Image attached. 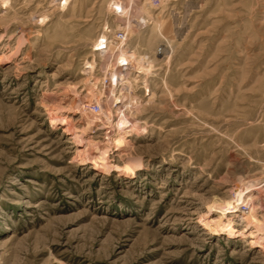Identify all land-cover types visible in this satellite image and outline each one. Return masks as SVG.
Returning <instances> with one entry per match:
<instances>
[{
    "label": "rangeland",
    "instance_id": "obj_1",
    "mask_svg": "<svg viewBox=\"0 0 264 264\" xmlns=\"http://www.w3.org/2000/svg\"><path fill=\"white\" fill-rule=\"evenodd\" d=\"M113 1L0 0V264H264L248 236L264 222V0H135L126 46L153 66L132 70L139 131L100 171L64 106L108 81L92 45L120 24ZM97 123L86 138L106 141ZM253 191L242 221L233 200ZM221 216L238 235L212 233Z\"/></svg>",
    "mask_w": 264,
    "mask_h": 264
},
{
    "label": "bare ground",
    "instance_id": "obj_2",
    "mask_svg": "<svg viewBox=\"0 0 264 264\" xmlns=\"http://www.w3.org/2000/svg\"><path fill=\"white\" fill-rule=\"evenodd\" d=\"M111 5H116L120 8L121 14L117 17V20L120 23L118 25H122L127 30L128 34L138 31L136 23L133 22L134 17L140 13V10L138 11L137 7L135 6V0H114ZM20 43L21 41L18 42L16 48ZM94 54L100 57V69H102V73H104V76H106L105 78H107L108 81L104 84L101 80L95 78L93 83L86 88L84 94L80 93L77 89L72 88V96L64 107H66L65 109H74L77 113H79L77 121H79L80 127L74 128L73 138L76 141L85 142V147L83 149L74 150L76 152L77 159L80 163H84L88 160L91 163L92 169L105 171L107 170V166L110 165L108 157L110 151L119 152L120 149L128 146L129 142L127 136L129 133H138L139 131L137 121L130 118L128 115H125V113L128 111L125 112V109H123V102L126 100V98L128 99V95L135 78V76H132V70H136L137 72L140 70L146 74V72L149 73L148 70L153 65H151V61H143L145 54L137 53L134 48L131 50L128 49L126 43L124 49L118 48V50L114 51L112 47L107 50H103L100 53L94 52ZM125 59H129L131 62H134V64L126 65L125 67H122V65H117L118 61ZM94 64H96L94 60L88 63L87 72L92 70ZM144 83L147 85L146 82ZM97 84L103 85L102 89H100V87L98 88ZM144 88L146 89L147 86ZM132 103L133 101L130 97L128 104ZM59 107L62 106L57 103L53 104V108L57 109ZM53 113L55 114L50 117V123L53 124L56 122V120H60L65 123L68 122L69 118L67 119L64 115L60 116L58 114L59 112L56 113V111ZM113 114L117 118L114 122ZM94 121H98L96 128L97 130H102L106 141L93 140L90 138L91 136L86 138V131H88L87 129ZM72 127H74V125H72ZM115 132H117V138L112 140V134H115ZM140 167L141 163L138 159L129 158L123 164V172L131 175L136 169H139ZM257 196V191H253L250 192L244 199L239 198L238 195V198L233 200V205H241L243 202L244 208L246 207L245 210L243 209L241 211L244 215L242 221L250 219L252 215L256 214L254 211L256 207L254 203ZM258 202L261 203L260 200ZM233 215L235 214H232V216ZM222 218L223 217L221 216L216 221H213L211 227L207 225L212 233H220L229 238L238 235V230L235 229L230 223V217L227 218L228 222L222 221ZM255 227L256 228L254 230H250L248 233V236L251 238L249 239V244L258 246V248L264 250V236H262V234L264 235V222L262 220L259 222L256 221ZM255 232L261 236L254 237Z\"/></svg>",
    "mask_w": 264,
    "mask_h": 264
},
{
    "label": "built area",
    "instance_id": "obj_3",
    "mask_svg": "<svg viewBox=\"0 0 264 264\" xmlns=\"http://www.w3.org/2000/svg\"><path fill=\"white\" fill-rule=\"evenodd\" d=\"M111 11L114 15H120L121 11L120 8L116 5H112ZM143 21L140 20V23ZM146 22V21H145ZM143 22V24H145ZM128 32L123 26H116L114 28H111L110 25H104L102 28L99 36L97 37L96 41L92 45V51L96 53H100L103 50H107L109 48L113 47V50L116 51L118 48H125V43L128 38ZM123 46V47H122ZM169 46L165 43H160L156 47V54H165L168 50ZM115 53V52H114ZM150 56L148 54H145L143 57V61H150ZM134 64V62H131L129 59H125L122 61H118L117 65H122V67H125L126 65Z\"/></svg>",
    "mask_w": 264,
    "mask_h": 264
}]
</instances>
